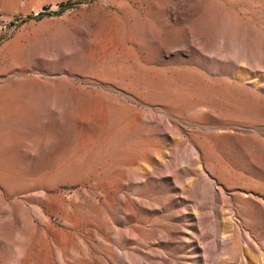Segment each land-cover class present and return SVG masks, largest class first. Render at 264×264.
<instances>
[{
	"label": "rangeland",
	"instance_id": "rangeland-1",
	"mask_svg": "<svg viewBox=\"0 0 264 264\" xmlns=\"http://www.w3.org/2000/svg\"><path fill=\"white\" fill-rule=\"evenodd\" d=\"M0 264H264V0H0Z\"/></svg>",
	"mask_w": 264,
	"mask_h": 264
},
{
	"label": "bare ground",
	"instance_id": "bare-ground-1",
	"mask_svg": "<svg viewBox=\"0 0 264 264\" xmlns=\"http://www.w3.org/2000/svg\"><path fill=\"white\" fill-rule=\"evenodd\" d=\"M5 199L3 192L0 193V203L3 202Z\"/></svg>",
	"mask_w": 264,
	"mask_h": 264
}]
</instances>
